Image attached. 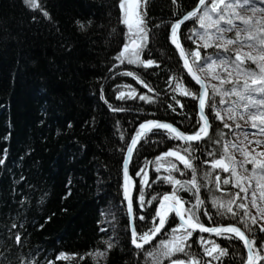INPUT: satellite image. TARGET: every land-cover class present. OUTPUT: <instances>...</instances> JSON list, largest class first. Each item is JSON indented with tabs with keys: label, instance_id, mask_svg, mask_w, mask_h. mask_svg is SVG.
<instances>
[{
	"label": "trees",
	"instance_id": "1",
	"mask_svg": "<svg viewBox=\"0 0 264 264\" xmlns=\"http://www.w3.org/2000/svg\"><path fill=\"white\" fill-rule=\"evenodd\" d=\"M198 2L148 0L141 6L146 7L148 30L141 59L155 62L145 68L116 59L129 40L119 0H37L36 10L23 0H0V158L4 159L0 165V264H156V259L159 264H171L170 259H154L146 252H157L159 241L171 239V229L180 223L174 213L144 250L131 243L123 164L132 137L146 120H168L190 134L198 127L197 99L181 95L177 85L197 95L199 85L186 73L170 42L171 25ZM77 21L84 24L83 30ZM198 28L195 18L182 25L180 37L186 52L199 45L193 35ZM224 53L228 54L222 48L205 51L200 47L201 58H219ZM192 65L197 70L199 62ZM121 93L124 99L118 98ZM141 95L149 101L139 99ZM219 104L209 88L206 112L212 139L192 143L190 148L204 202L197 215L204 225L235 223L243 228L240 219L250 224L253 216L248 208L238 207L245 204L244 192L234 186L237 181L231 173L218 172L205 163L219 159L231 138V128L214 119ZM186 147L162 130L139 142L130 166L136 182L138 233L151 227L157 201L150 205L147 201L173 190L163 177L191 179L190 170L173 157L161 163L167 166L170 160L184 175L164 168L157 172L156 158L169 149L188 155L183 152ZM142 168L146 175H136ZM208 172L212 175L206 176ZM226 178L228 185L223 184ZM141 192L143 208L138 202ZM178 195L186 208L195 204V189L178 191ZM213 200L230 206L237 215L213 206ZM245 211L249 216H244ZM141 215L146 219L136 218ZM253 229L246 233L258 247L264 243V232L255 225ZM201 236L212 243L201 244ZM187 243L189 256L201 264H242L247 257L239 239L194 232ZM214 245L227 254L219 256L217 251L215 259L205 255L204 248ZM61 253L68 258L57 259Z\"/></svg>",
	"mask_w": 264,
	"mask_h": 264
},
{
	"label": "snow or ice",
	"instance_id": "2",
	"mask_svg": "<svg viewBox=\"0 0 264 264\" xmlns=\"http://www.w3.org/2000/svg\"><path fill=\"white\" fill-rule=\"evenodd\" d=\"M25 5L32 10H36L39 8V4L37 0H23ZM148 0H119V8L123 13L122 23L127 28V35L129 37L128 42H126L121 51L116 56V59L120 60L121 63L125 61L128 64H139L145 68L154 66L155 62L152 60H143L141 59L143 49L147 46L148 40V30H147V21H146V7H141V5L147 4ZM261 3H264V0H260ZM175 3V0H173ZM199 6H203L202 14L197 15V11L200 10ZM199 6L196 11H192L187 13L182 19L178 20L176 23L171 25V35L170 40L171 43L176 46L177 49L180 50V55L184 58V67L188 70L189 74L196 81L197 84L201 85L202 91L199 95L184 89L182 85L178 84L177 88L180 89V94L185 96H191L193 99L199 100V116L200 120L196 122L198 127L196 131L192 134H186L181 132L177 127H174L170 123L158 122V121H145L139 125V129L135 132V135L131 139V146L128 148V159L124 161L123 171L125 177V199L128 200V212L133 214V203L131 198L128 195L127 191V182L130 179L128 175V164L131 160V155L135 146L140 142L141 139L146 138L149 133H155L156 131H164L169 139L183 141L189 145L183 149L184 153H188V155L182 154L180 151L175 149H169L167 152H164L161 156L156 158L158 167L156 171L159 172L161 168H164L165 171L171 173L172 171H178L181 175L185 173L182 172L176 164L172 163L170 160L168 161V165L165 166L162 161L166 160L169 157H173L176 160L180 161L185 169L190 170L191 179L186 181H181L175 179L171 174L164 176L163 180L172 185V191L170 193L164 194L157 197H152L147 204L150 205L152 200L157 201V205L154 211V214L151 219V227L148 228L147 231L143 233H138L135 227L132 228L131 231V243L135 246L136 249L144 250V246L146 244H150L156 237L159 235L162 230L165 229V225L169 222V218L172 217L174 213L175 217L179 218V225L175 228L171 229V239L161 240L159 241V248L157 252H146L149 257H153L156 259L157 257H164L171 260V264H201V261L189 256V253L186 251L188 245V241L192 238L194 232L199 233H213L217 236H223L225 239H239L243 242L245 247L247 248V257L244 261V264H259V261L264 260V243H261L258 247L256 245V241L254 238H251L247 233H251L254 231L253 225L257 226L260 232H264V223H258L257 218L255 216L250 217L251 223L249 224L243 218L240 219L239 223L243 225L242 230L240 227H236L234 225L228 226H218V227H205L203 224L199 222V216L197 212L200 211L201 206L203 205V201L199 197L200 186L196 179V167L194 166L191 158L190 148L192 142H199L204 140H211L212 138L209 136V129L212 128L211 123L209 122L208 116L205 114L206 108V95L207 88L200 81V79L196 76V74L192 71V68L189 65V57L192 60V63H197L200 59V47L201 45H197L195 50L191 52H185L183 46L178 43V29L181 24L185 21L195 18L199 24V27L203 29V33L199 34L195 31L193 35H199L200 40L206 41L202 46L207 48L213 46L212 43L207 42V38L210 37V28L215 29V39L216 40H225V44H216L217 48H222L224 52H229L230 49L227 45H234L239 43L242 47H250L253 48L257 55L246 54V59H241L240 54L237 52L234 58H224L220 61L221 66H223L224 71L227 73L226 77H221L219 75L213 76V79H219L220 84L224 85L232 84L231 88H225L221 90L217 85L212 86V92L214 95H219L221 97L219 103L225 104L227 101L224 97L236 96L240 101H244V108L249 112L248 119L252 121L251 127L257 129L256 133L253 135H264V98L256 99V96L259 94L261 97H264V21L261 20H253L251 17L245 18L244 16H240L236 13L235 9L237 7H247L250 11H252L253 16L257 11H264L261 9H257L254 7V0H199ZM45 17L48 16L47 12H43ZM233 16L236 17L237 20L243 25L240 27L238 24L234 23ZM209 21L210 23L206 24L205 21ZM221 22L226 24V27H221ZM77 25L83 30L84 24L81 21L76 22ZM235 32L234 38H224L223 33L225 32ZM244 33L245 35L241 36ZM189 40H192V36L187 37ZM139 41V42H138ZM195 42V41H194ZM216 61H212V64H215ZM255 65V68L247 67V64ZM212 64H209L208 67L211 68ZM229 66L231 67V71H229ZM204 70L203 67L200 69ZM233 73H235L236 78L233 79ZM125 75L133 76L132 72H127ZM143 83V81H140ZM237 85H240L238 88ZM146 88L147 84L144 85ZM152 89L149 88V91ZM119 99H124L125 94L121 93L118 97ZM130 98H135L132 96ZM141 100L149 101V97L145 95H141L139 97ZM179 104V101H177ZM209 108H214L215 105H207ZM183 108V105H180ZM122 110V109H113ZM175 111V109H173ZM227 113H229L228 118L233 119L231 115L232 109H226ZM214 119H218L223 123V116L219 110L214 112ZM241 119H244L242 116ZM256 121H259L257 123ZM223 126L225 128H231V125L224 123ZM236 127H240L239 124ZM223 135L222 133L220 134ZM248 134H245V139L247 140ZM219 143V141H215ZM249 144H256L260 146L264 144V141L261 140H249ZM236 147V145H233ZM252 152H255L256 155L253 156L251 153L241 149V155L244 156V160L237 162L234 156H228V148L225 146L224 154L219 159H214L212 161H205V163H209L213 170L220 169L224 172H230L233 177H236L237 182L234 185L239 188L241 192L247 194L248 189L245 188L240 183V177L236 172V165L239 163L241 168L245 167V164H252L253 173H257L261 178H264V160L258 159V157H264V151L256 152V149L253 148ZM208 155H214V153L209 152ZM6 156V150H5ZM225 159L229 161V163H225ZM4 164V159L0 158V165ZM231 165V167L229 166ZM245 171L247 169L245 168ZM144 173L146 175L145 169H140L136 175H141ZM206 176H211L212 173L208 172L205 174ZM215 180L217 182L220 181V177L216 176ZM230 183L229 179H224L223 184L228 185ZM251 185H249L250 187ZM192 189L196 190V201L191 207L186 208L184 206V201L178 195V191H190ZM261 192V199H264V187L260 186L259 181H257V189L252 192V206L257 207L256 204V191ZM239 197V193L236 194ZM171 201L172 203L169 205L166 202ZM138 202L141 208L146 206L144 195L141 192L138 197ZM231 203V202H229ZM213 206L219 209H225L226 212L231 213L233 217L237 215V213L233 212V209L217 200L212 201ZM240 209H246L247 205L241 203L238 206ZM223 215V213H220ZM204 215H208L207 212ZM244 216H249L247 211L244 212ZM139 220H145L146 217L141 215L136 217ZM260 219L264 221V211H262ZM15 227V225H14ZM103 231V229H101ZM17 241H19L20 237H16ZM201 244L212 243L208 241H204V238L201 236L198 238ZM112 245L109 244L108 248L111 249ZM219 251V256L226 255L225 250L219 249V245H214L213 248H204V254L209 256L218 258L214 255L215 252ZM177 254H183L188 257V259H180ZM98 255L103 256L105 253H98ZM177 256L176 259H171V257ZM68 257L61 253L57 259H67ZM83 259V257H81ZM156 264H159V259H156Z\"/></svg>",
	"mask_w": 264,
	"mask_h": 264
},
{
	"label": "rangeland",
	"instance_id": "3",
	"mask_svg": "<svg viewBox=\"0 0 264 264\" xmlns=\"http://www.w3.org/2000/svg\"><path fill=\"white\" fill-rule=\"evenodd\" d=\"M227 2V0H226ZM142 6V5H141ZM254 7L257 9L264 10V3H261L260 0H254ZM236 13H238L240 16H244L245 18L251 17L253 20H261L264 21V11H257L255 13V16H253L252 11H250L247 7H237L235 9ZM202 12H200V15ZM234 23L238 24L240 27H243V25L240 23L239 20L236 19L235 16L232 17ZM206 24L210 23L209 21H205ZM221 27H226V24L224 22H221ZM203 29L200 27L196 31V33L202 34ZM210 37L207 38L208 43H212L213 46L211 47H203L202 45L206 41H202L199 38V35H194L196 38V41L199 45H201L205 51L209 48H217L215 45L216 44H225V40H216L215 36V29L210 28ZM233 33V34H230ZM235 32H225L223 33L224 38H234ZM245 34L242 33L241 36L243 38ZM139 42V41H138ZM227 47L230 49V51L227 53H224L223 57L215 58L208 56L209 58H205L204 56L198 61L199 65L197 66V71L204 77V79L207 81L208 85V90L209 88L212 90L213 85H217L218 87L221 88V90L225 88H231L233 85L232 84H227L225 83L224 85L220 84L219 79H213V76L219 75L221 77H226L227 73L224 71L223 66H221L220 61L224 58H234L235 54L238 52L241 56V59H246V54H251V55H257L256 51L253 48L250 47H242L239 43L234 44V45H227ZM212 61H216L215 64H212ZM212 64V67L209 68L208 65ZM247 67L250 68H255V65L252 64H247ZM201 67L204 68L203 71H201ZM229 71H231V67L229 66ZM233 79L236 78L235 73H233ZM239 88L240 85H237ZM216 98L220 101L221 97L219 95H215ZM264 98L261 97L259 94L256 96V99ZM224 99L227 101L225 104H219L220 106L217 107L216 111L219 110L221 112V115L223 116V122L231 125V138L228 142L227 148H228V156H234L235 160L237 162H240L244 160V156L241 155V149L251 153L253 156L256 155L255 152H252V149L255 148L256 152H261L264 151V144L257 146L256 144H249L248 141L252 140H261L264 141V135H253V133L257 132V129H254L251 127L252 121L248 119L249 117V112L245 110L244 108V101H240L236 96H230V97H224ZM231 108L233 111L231 115L233 116V119H229V113H227L225 110ZM244 117V119H241V117ZM259 123V121H256ZM239 124L240 127H236V125ZM248 134L247 140L245 139V134ZM210 134V133H209ZM233 145H236V147H233ZM258 159L264 160V157H258ZM226 164L229 163L227 159H225ZM231 167V165H229ZM245 168L247 171H245ZM253 165L252 164H245L244 168H241L239 166V163L236 165V172L237 175L241 178L240 183L248 189L247 194L244 193V198H245V204L247 205V208L249 211L257 218L258 223H264L260 219L262 211H264V199H261V192L256 191V204L257 207L252 206V192L257 189V181H259L260 186L264 187V178H261L260 175L257 173H253L252 171ZM218 172H221L222 170L217 169ZM230 173V172H229ZM236 179V177H235ZM237 181V179H236ZM249 185H251L249 187ZM261 264H264V260L261 262Z\"/></svg>",
	"mask_w": 264,
	"mask_h": 264
},
{
	"label": "water",
	"instance_id": "4",
	"mask_svg": "<svg viewBox=\"0 0 264 264\" xmlns=\"http://www.w3.org/2000/svg\"><path fill=\"white\" fill-rule=\"evenodd\" d=\"M198 6H199V2H198V4L195 6V7H193L192 9H190L189 11H187L184 15H182L179 19H177L176 21H174V23H176L178 20H180V19H182L187 13H189V12H192V11H196L197 9H198ZM199 8H200V10L199 11H197V14L198 13H200L201 11H202V9H203V6H199ZM186 22V21H185ZM184 22V23H185ZM173 23V24H174ZM183 23V24H184ZM183 24H181V26H180V28L178 29V43H180L182 46H183V49L185 50V48H184V45H183V43H182V40H181V37H180V30H181V27H182V25ZM170 35H171V30H170ZM170 42H171V40H170ZM172 44V43H171ZM173 45V47L176 49V51H177V53H178V55H179V57H180V59H181V61H182V64H183V67H184V58H182L181 57V55H180V50L179 49H177L176 48V46L174 45V44H172ZM185 52H186V50H185ZM189 65H190V67L192 68V71L196 74V76L200 79V81L202 82V84H204L205 85V87L207 88V93H208V85H207V81L204 79V77L194 68V66L192 65V63H191V61H190V59H189ZM184 69H185V67H184ZM185 71H186V73L190 76V77H192L190 74H189V72H188V70L187 69H185ZM196 82V81H195ZM199 85V94H200V92L202 91V89H201V85L200 84H198ZM207 96V95H206ZM205 99H206V97H205ZM197 106H198V111H199V100L197 99ZM205 114L208 116V114H207V112H206V108H205ZM208 119H209V122L211 123V121H210V118H209V116H208ZM146 121H158V122H164V123H170V124H172L174 127H177L181 132H184V133H186V134H190V133H187L186 131H184V130H182L179 126H177L176 124H174V123H172L171 121H168V120H164V119H149V120H146ZM211 132V129H209V133ZM141 141V140H140ZM192 143H197V142H192ZM139 145V143L135 146V149L133 150V152H132V155H131V160H130V162H129V164H128V175H129V177H130V179L128 180V182H127V191H128V195H129V197L131 198V200H132V203H133V214H130L129 212H128V214H129V220H130V229H131V231H132V228L133 227H135V229H136V226H135V217H134V195H135V187H136V182H135V178L133 177V175H132V173H131V168H130V166H131V161H132V158H133V155H134V152H135V150H136V148H137V146ZM131 146V142H130V144H129V146H128V148ZM126 159H128V149H127V152H126V155H125V160ZM124 160V161H125ZM123 179H124V191H125V177H124V171H123ZM126 203H127V205H128V200L126 199ZM167 204H171L172 202L171 201H169V202H166ZM128 208V207H127ZM177 218V220H178V222H180L179 221V218L178 217H176ZM204 225V224H203ZM228 225H234V226H236V227H240V226H238L237 224H235V223H228V224H223V223H221V224H217V225H204L205 227H209V228H212V227H218V226H228ZM165 227H166V225H165ZM242 230H244L242 227H240ZM164 230H162V232H163ZM161 232V233H162ZM160 233V234H161ZM199 233V232H198ZM159 234V235H160ZM201 234H205V235H215V234H213V233H201ZM247 234V233H246ZM159 235H157V237L159 236ZM248 235V234H247ZM156 237V238H157ZM155 238V239H156ZM155 239L153 240V241H155ZM152 241V242H153ZM151 242V243H152ZM146 245H149V244H146ZM145 245V246H146ZM144 246V247H145ZM246 250H247V248H246ZM254 261H255V258H254ZM242 264H244V263H242Z\"/></svg>",
	"mask_w": 264,
	"mask_h": 264
}]
</instances>
